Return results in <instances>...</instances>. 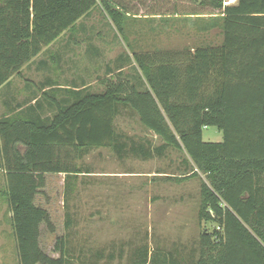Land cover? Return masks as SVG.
Masks as SVG:
<instances>
[{
	"label": "trees",
	"instance_id": "16d2710c",
	"mask_svg": "<svg viewBox=\"0 0 264 264\" xmlns=\"http://www.w3.org/2000/svg\"><path fill=\"white\" fill-rule=\"evenodd\" d=\"M97 1L0 0V86ZM194 1L217 10L198 29L219 28V44L133 50L126 57L131 72L101 79L99 91L71 90L50 119L0 118L2 194L12 213L18 264L73 263L65 235H55L49 210L35 202L46 173H65L71 189L78 174L89 172L78 160L90 148L148 159L170 145L186 151L194 175L199 170L207 177L199 184L197 215L199 222L215 225L200 232L195 264H264V0ZM100 3L122 32L116 18L122 13ZM122 106L163 143L129 147L115 125ZM209 126L222 131L220 141L203 139ZM66 215L68 226L67 210ZM43 230L54 235L57 257L42 244ZM147 257L145 250L137 264H149Z\"/></svg>",
	"mask_w": 264,
	"mask_h": 264
},
{
	"label": "rangeland",
	"instance_id": "374dc122",
	"mask_svg": "<svg viewBox=\"0 0 264 264\" xmlns=\"http://www.w3.org/2000/svg\"><path fill=\"white\" fill-rule=\"evenodd\" d=\"M130 3L131 10L141 17L125 21L113 43L108 40L111 29L107 26L85 29L92 35L97 30L105 32V39H96L93 44L101 52L92 57L90 53L91 56L85 55L84 42L69 45L72 51L67 64L72 70L85 72L92 91L103 86L101 79L114 78L120 71L122 76L131 72L133 62L126 57L133 50L195 48L219 44L222 40L217 27L198 29L200 24L205 25L202 19L218 12L194 0H131ZM173 10L179 16H173ZM115 125L129 138V147L135 143L153 149L163 143L127 107H120ZM202 135L206 141L222 139V131L213 126L205 128ZM78 163L89 172L78 174L72 180L73 188L65 187L62 174H49L35 197L37 204L51 212L55 235H65L67 246L74 254L72 264L84 261L137 264L145 250L149 264L196 263L199 234L204 229L211 231L215 223L198 220L199 184L201 180L207 181V177L199 170L198 175L193 174L196 168L185 150L170 145L163 154L142 159L130 151L118 157L108 147H94ZM4 189V179L0 176V264H18ZM66 210L71 220L68 226H65ZM42 234V244L51 256L57 257L58 252L52 251L54 235L45 230Z\"/></svg>",
	"mask_w": 264,
	"mask_h": 264
},
{
	"label": "crops",
	"instance_id": "0c3cea01",
	"mask_svg": "<svg viewBox=\"0 0 264 264\" xmlns=\"http://www.w3.org/2000/svg\"><path fill=\"white\" fill-rule=\"evenodd\" d=\"M105 1L122 13L121 18L116 17L122 28L125 26V21L141 17L140 13L131 10V0ZM163 12L167 11L164 9ZM171 13L173 16H179V12L176 10ZM87 17L90 20L86 19ZM104 26L111 29L108 40L113 43V37L116 39L119 36V31L116 29L114 21L108 16L107 10L98 0L90 13L78 19L72 29L64 31L56 40L45 46L38 55L26 62L18 73L13 74L0 86V118L24 119L25 121H34L40 117L50 119L55 113L57 103L65 97L66 93L68 94L71 90L92 89L84 71L69 68L67 63L70 61L72 51V47L69 45L70 43L84 42L85 55L90 49L92 53L96 50L99 52L100 49L93 44L96 39H105V32L97 30L95 35H92L85 29ZM116 42L117 40L114 43ZM88 44L93 46H90L89 49ZM94 55L96 54H92V57ZM103 86L96 91L102 90ZM44 93L48 95H44ZM49 174H62L63 180L65 178L63 172L46 173L45 175ZM0 176L4 179L2 170H0ZM8 213L10 216L12 215L10 210Z\"/></svg>",
	"mask_w": 264,
	"mask_h": 264
},
{
	"label": "built area",
	"instance_id": "2783aa9c",
	"mask_svg": "<svg viewBox=\"0 0 264 264\" xmlns=\"http://www.w3.org/2000/svg\"><path fill=\"white\" fill-rule=\"evenodd\" d=\"M216 228H217V229H220V227H219V226H217Z\"/></svg>",
	"mask_w": 264,
	"mask_h": 264
}]
</instances>
